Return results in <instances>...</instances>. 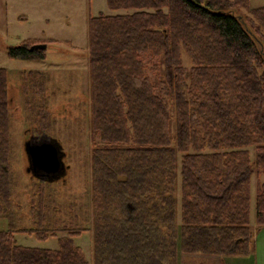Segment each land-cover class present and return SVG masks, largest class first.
I'll return each mask as SVG.
<instances>
[{
    "label": "trees",
    "instance_id": "trees-1",
    "mask_svg": "<svg viewBox=\"0 0 264 264\" xmlns=\"http://www.w3.org/2000/svg\"><path fill=\"white\" fill-rule=\"evenodd\" d=\"M107 2L132 12L88 20L93 264H177L178 250L249 254L253 193L264 227V6L242 21L232 9L248 0ZM38 43L25 40L7 54L43 59L45 49H30ZM148 58L164 65L157 84ZM28 78L21 88L41 115L38 136L48 128L46 79L40 71ZM7 88L0 67V217L12 216L14 184ZM38 180L36 227L20 230L66 235L49 249L0 231V264H89L73 242L86 228L52 226L43 205L48 181Z\"/></svg>",
    "mask_w": 264,
    "mask_h": 264
},
{
    "label": "rangeland",
    "instance_id": "rangeland-1",
    "mask_svg": "<svg viewBox=\"0 0 264 264\" xmlns=\"http://www.w3.org/2000/svg\"><path fill=\"white\" fill-rule=\"evenodd\" d=\"M263 6L264 0H248L245 6H236L232 12L243 21L251 9ZM130 12L132 10L112 11L107 0H0V67L5 68L8 75L12 138L9 163L14 180L12 216L0 217V231L13 230L19 245L56 249L59 238L66 235L54 231L49 232L54 235L40 238L33 232L20 230L36 227L35 213L40 208L39 180L26 170L24 143L30 137L42 136L34 134L41 115L25 105L21 88L24 77L29 81L30 72L40 71L46 79L42 102L48 113V128L44 135L61 144L67 166L64 176L45 184L44 213L52 226L86 228L73 236V242L89 264H93L91 158L96 140L91 131L88 20L99 14ZM25 40L45 43V58L9 57L8 48ZM146 61V73L157 84L164 79V65L162 61L149 58ZM182 62L189 70L191 62L185 52H182ZM250 151L252 153V149ZM256 182L253 176V187ZM254 196L253 193L252 225L256 224ZM177 220L179 223V213Z\"/></svg>",
    "mask_w": 264,
    "mask_h": 264
},
{
    "label": "water",
    "instance_id": "water-1",
    "mask_svg": "<svg viewBox=\"0 0 264 264\" xmlns=\"http://www.w3.org/2000/svg\"><path fill=\"white\" fill-rule=\"evenodd\" d=\"M45 48V43H38L30 49ZM24 151L28 161L26 170L32 176L52 182L65 175L67 169L63 161L65 153L56 139L44 134L39 139L30 137L24 143Z\"/></svg>",
    "mask_w": 264,
    "mask_h": 264
},
{
    "label": "crops",
    "instance_id": "crops-1",
    "mask_svg": "<svg viewBox=\"0 0 264 264\" xmlns=\"http://www.w3.org/2000/svg\"><path fill=\"white\" fill-rule=\"evenodd\" d=\"M251 223V217H250ZM253 243L247 255H215L178 251L177 264H264V227L252 225Z\"/></svg>",
    "mask_w": 264,
    "mask_h": 264
},
{
    "label": "flooded vegetation",
    "instance_id": "flooded-vegetation-1",
    "mask_svg": "<svg viewBox=\"0 0 264 264\" xmlns=\"http://www.w3.org/2000/svg\"><path fill=\"white\" fill-rule=\"evenodd\" d=\"M34 139H36V137H34Z\"/></svg>",
    "mask_w": 264,
    "mask_h": 264
},
{
    "label": "bare ground",
    "instance_id": "bare-ground-1",
    "mask_svg": "<svg viewBox=\"0 0 264 264\" xmlns=\"http://www.w3.org/2000/svg\"><path fill=\"white\" fill-rule=\"evenodd\" d=\"M48 222H49V220H48Z\"/></svg>",
    "mask_w": 264,
    "mask_h": 264
}]
</instances>
